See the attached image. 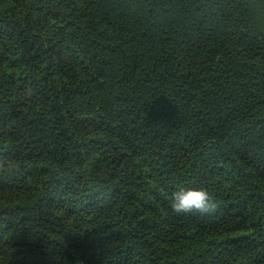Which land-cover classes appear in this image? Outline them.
Instances as JSON below:
<instances>
[{
    "label": "trees",
    "instance_id": "1",
    "mask_svg": "<svg viewBox=\"0 0 264 264\" xmlns=\"http://www.w3.org/2000/svg\"><path fill=\"white\" fill-rule=\"evenodd\" d=\"M0 159V264H264V0H0Z\"/></svg>",
    "mask_w": 264,
    "mask_h": 264
},
{
    "label": "clouds",
    "instance_id": "2",
    "mask_svg": "<svg viewBox=\"0 0 264 264\" xmlns=\"http://www.w3.org/2000/svg\"><path fill=\"white\" fill-rule=\"evenodd\" d=\"M11 162L0 159V172L11 170ZM171 209L177 214L199 211L208 213L216 208L214 198L204 189L181 190L172 194Z\"/></svg>",
    "mask_w": 264,
    "mask_h": 264
}]
</instances>
